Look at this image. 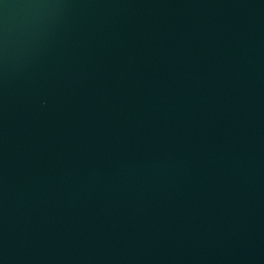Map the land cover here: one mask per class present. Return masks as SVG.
Returning <instances> with one entry per match:
<instances>
[{
  "label": "water",
  "instance_id": "obj_1",
  "mask_svg": "<svg viewBox=\"0 0 264 264\" xmlns=\"http://www.w3.org/2000/svg\"><path fill=\"white\" fill-rule=\"evenodd\" d=\"M0 264H264V0H0Z\"/></svg>",
  "mask_w": 264,
  "mask_h": 264
}]
</instances>
